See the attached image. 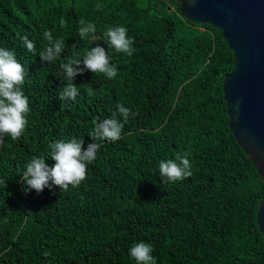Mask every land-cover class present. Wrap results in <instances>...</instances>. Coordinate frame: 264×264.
Here are the masks:
<instances>
[{"label": "trees", "instance_id": "obj_1", "mask_svg": "<svg viewBox=\"0 0 264 264\" xmlns=\"http://www.w3.org/2000/svg\"><path fill=\"white\" fill-rule=\"evenodd\" d=\"M81 20L96 27L84 39ZM118 26L135 41L132 56L104 39ZM45 30L66 45L51 63L38 55ZM221 32L183 17L176 1L0 0V48L24 66L30 108L21 137L0 145V264H136L129 249L140 241L156 264H264L255 222L264 181L228 126L222 81L234 58ZM97 44L117 76L85 71L73 79L76 100L61 101V63ZM117 104L134 115L119 140L99 142L78 187L25 193L34 156L52 166L48 145L61 139L82 138L86 150L93 121L111 118ZM184 152L192 175L162 184L160 161Z\"/></svg>", "mask_w": 264, "mask_h": 264}, {"label": "clouds", "instance_id": "obj_2", "mask_svg": "<svg viewBox=\"0 0 264 264\" xmlns=\"http://www.w3.org/2000/svg\"><path fill=\"white\" fill-rule=\"evenodd\" d=\"M78 35L81 39L90 33H95L96 27L92 23L85 24L80 21ZM28 52L37 55L36 45L29 40L27 35L21 36ZM108 45L117 53L132 56L135 49V41L127 35V29L123 26L109 27L103 33ZM43 39L47 44L39 51L38 55L42 63L58 60L65 49L63 38L54 39L51 31L45 30ZM61 71L66 85L59 90V99L75 101L79 95L78 87L73 79L82 75L85 71L94 74H103L108 79L117 76V68L111 63L108 52L99 44L86 51L81 57L79 54L70 56L66 62L61 63ZM27 72L21 62L17 59L15 51L0 48V145L4 144V137L9 136L12 140L21 137L27 123L26 116L30 112L28 97L23 92V85ZM118 112H113L111 118L94 120V128L89 136L93 142L84 149L83 139L72 138L68 141L63 139L48 145L52 166L46 163L44 156L33 157L26 165L22 173L21 183L24 191L35 190L38 194L45 188L52 190L56 187L61 191H68L69 186L76 188L86 179L87 166L95 161L96 154L101 148L102 141L115 142L120 139L131 110L121 104H117ZM123 118V123L117 117ZM189 153L178 154L175 160L160 161L159 174L162 184H174L192 175ZM154 248L151 244L140 241L135 242L129 249V255L136 264H156V258L152 255Z\"/></svg>", "mask_w": 264, "mask_h": 264}, {"label": "water", "instance_id": "obj_3", "mask_svg": "<svg viewBox=\"0 0 264 264\" xmlns=\"http://www.w3.org/2000/svg\"><path fill=\"white\" fill-rule=\"evenodd\" d=\"M183 17L219 28L233 50L222 87L228 126L264 181V0H168ZM255 222L264 236V198Z\"/></svg>", "mask_w": 264, "mask_h": 264}]
</instances>
